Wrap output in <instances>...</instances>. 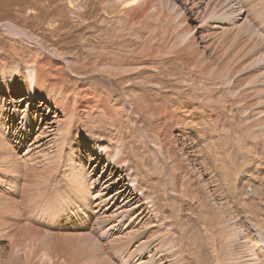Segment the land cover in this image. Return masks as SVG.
<instances>
[{"label":"rangeland","instance_id":"rangeland-1","mask_svg":"<svg viewBox=\"0 0 264 264\" xmlns=\"http://www.w3.org/2000/svg\"><path fill=\"white\" fill-rule=\"evenodd\" d=\"M111 2L0 0V64H23L35 55L36 65L46 67L52 60L73 114L64 135L38 139L34 114L56 115L61 124V110L41 95L26 99L18 83L9 94L0 90V264H153L163 256L174 257L169 264H222L212 212L216 220L230 216V234L264 227V133L257 130L264 128V50L246 31L237 34L226 14L219 27L202 24L188 0L124 4L148 11L128 12L134 30L127 36L131 31L113 23L121 6L110 11ZM118 32L122 51L113 45ZM133 49L132 65L141 72L134 86L126 87L127 80L115 91L93 62L100 51ZM216 69L223 70L222 81L213 78ZM82 90L88 103L77 98ZM34 139L39 146L24 155ZM120 153L153 206L110 234L99 218L79 213L69 179L75 166L92 179L115 182L118 173L108 172L107 158L117 154L110 161L118 163Z\"/></svg>","mask_w":264,"mask_h":264},{"label":"bare ground","instance_id":"bare-ground-1","mask_svg":"<svg viewBox=\"0 0 264 264\" xmlns=\"http://www.w3.org/2000/svg\"><path fill=\"white\" fill-rule=\"evenodd\" d=\"M134 1L136 0H112L108 8V10L112 11L116 7L121 6L118 9L114 10L115 20H113V23L116 24V29L118 31H121V30L123 31L126 29L128 32L131 31L129 33H125L127 34V36L133 34V30H134L132 26L128 25V17H127L128 12L130 10H136L140 7H142L143 12H148L147 9L144 10L141 4H136V6L134 5V6L125 7L124 4H128V3L130 4V3H133ZM188 1L189 3H191L192 6H194L197 9L198 15L200 17V22H202V24H204V22L209 20L212 22L211 26L213 28L219 27L222 25L220 22L224 20V18H222V15L226 14L227 21H228L227 23H229L230 26L238 29L237 34L243 31L244 32L246 31V33L249 35L248 37L250 38V41H252L255 47L258 50H264V25H263L264 24V0H188ZM259 26L261 27L260 29H258ZM4 28L12 29L13 27L12 28L4 27ZM14 33H17V31H15ZM17 35H20V32H18ZM120 37H122V35L118 32L116 33L115 38L113 39V45L116 46V48L119 50H121V47L124 46V43H121ZM131 42L134 43L132 39L128 43H131ZM128 45L130 46V44ZM259 48H263V49H259ZM135 49H133V52L130 51L129 53H122L120 51H113L112 53L104 52V51L103 53L102 51H100L101 53L99 54L96 53L98 55L96 56V59L93 62L94 66L95 67L97 66L98 72L103 73L107 76V78L110 80V84L112 85L115 91L120 89V85L127 80H129L130 82L127 84L126 87L134 86V83H135V81H133L134 75L141 72L140 69H136V67L132 65L135 63V60H134L135 57H137L135 56ZM188 53L191 54L192 50H189ZM143 54L141 56L146 59L150 57L148 54H144V55ZM34 58H35V55L33 58L31 56V59L29 60L25 59V62L23 64L18 63V62L17 63L12 62L11 65H7L5 63L0 64V90L2 91L5 89L4 91L7 94H9V92H7L8 91L7 89L11 86L16 87L15 85L18 83V86H21V88L26 90V93H27L26 99L31 100V99H34L36 96L41 95L43 97H46L49 101L53 102L55 107L61 110L62 116L64 119V121H62L61 124H59L60 119H58L56 115H54V117L52 118H46L44 116L38 117L35 114L33 118L31 116L32 119L37 120L36 126H38V129H39V133L35 138L39 139V138L46 137V141H49L51 138H54L55 135H59V136L64 135L66 132V128H67L66 126L69 123H71L70 121H72L73 114H70L71 106L69 105L71 96L69 93L66 92V87H65L66 83H65V80L63 79L61 69H59V67H56V66L53 69L52 64L54 63L52 62V60L48 58L46 59V61L49 65L45 67L41 63L40 66H37L36 63L34 62L35 61ZM211 70L212 69L210 67H207L203 71L205 72V74H210ZM74 74L76 75V73ZM213 74H215V76L213 77L215 79H219L221 81L222 79H224L223 70L218 69L216 72H213L212 75ZM226 80L227 79L225 78V81ZM121 89L124 91V86L121 87ZM129 89L130 88H128L127 90L131 91ZM88 97L89 95L87 91L82 90V93L77 98L81 102L88 103L89 102ZM16 111L18 112V110H14L13 114H10L12 117V120H11L12 122L14 121V119L17 120L18 114ZM243 111L246 112L245 109H243ZM25 115L26 114L20 115L22 117V120H26ZM27 116H29V114ZM10 123L11 122L9 121V124ZM257 130H259L260 134L264 133V128H262V126L260 125ZM22 137L23 136H21V138ZM36 142H37V139L36 140L34 139L32 141V143L24 150L26 151L24 155H27L30 153L31 151L30 146H35V147L39 146L37 145ZM18 147L21 150L24 146L18 144ZM35 147H32V148L34 149ZM105 148L106 147H102V150H105ZM114 149L116 150V146L114 147ZM116 155L117 154L111 155L109 159L107 158V161L111 163L110 165L111 167H108L107 170L110 174L118 173L117 178H116L117 181L114 180L115 182L109 181L107 183V181L103 182L104 180L102 181V179H98V178L92 179L91 177L88 176L86 171H79V169H77V167L75 166L71 169L74 174L71 175L69 179L71 180V187H72V191H71L72 197L71 198H72L73 203L77 205L75 207L78 208L79 213L81 215L90 214V215H93L92 217L99 218V222L103 224L102 226L103 230L109 231L110 234L114 231H117L118 229L122 227L128 226V224H130L131 222H134L136 218L138 219L142 218L146 214V213H142L144 212L145 208H147V210L148 208L151 210L153 206V201L151 200L150 196L147 194V192H145L143 187L140 186V182L139 180L137 181L135 175L132 174L133 173L132 170L129 171L131 167H129V164H128L129 162H127V160L124 158L122 153H120L119 155L123 159L122 160L120 159L118 163L114 161L112 162L110 161L114 156L116 157ZM124 178L126 179V181H123ZM118 183L120 184L118 186V189L115 191L116 193H114V195L108 194L109 191L114 186H116V184ZM134 190L139 191V193L135 192ZM261 199L264 201V195L261 197ZM134 200L137 203L133 204ZM117 202H121V204L122 202L124 203L122 206H120L119 204H117ZM126 204H128L127 206H129L128 209L120 210V211L117 210V208H121L124 205L126 206ZM135 206H137L136 212L134 213L133 217L127 221L125 216L128 215L130 210L135 209ZM216 214L217 212H212V214L209 217L210 219L209 221L211 225L216 227L215 236H216V239L220 243V250L218 251L219 255L217 259H220V263L222 262V264H264L262 260V258H264V249H263L264 247V227L254 224L249 227L247 226L245 230L246 233L245 232L242 233V230L236 231L235 229V231H233L230 234V226H231L230 216L225 220H216L215 219ZM140 215L141 217H139ZM234 234H236V236H234ZM232 239H234V241H237V243L240 245V248L234 247L235 246L234 241L230 242V240ZM239 240L241 243L239 242ZM200 247L201 245L198 244L197 248L200 249ZM153 249L154 248H152V250ZM230 252L234 256V258L231 261H230ZM233 252L236 253L237 258L235 254H233ZM257 252L258 253L261 252V255L259 256ZM203 257L204 256H201L200 258L202 259ZM172 258L174 259V257ZM172 258H169V256L168 257L163 256L164 260L162 259V263L161 262L159 263L155 260H152V261H153V264H169ZM144 260L146 261L147 259H144ZM141 263L142 262L140 261V264Z\"/></svg>","mask_w":264,"mask_h":264}]
</instances>
